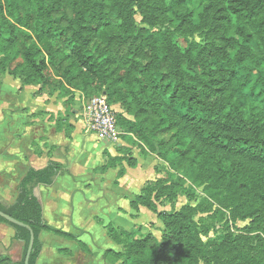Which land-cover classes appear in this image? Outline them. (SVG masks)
Returning <instances> with one entry per match:
<instances>
[{
  "label": "trees",
  "instance_id": "16d2710c",
  "mask_svg": "<svg viewBox=\"0 0 264 264\" xmlns=\"http://www.w3.org/2000/svg\"><path fill=\"white\" fill-rule=\"evenodd\" d=\"M173 1L181 27L190 26L186 0ZM202 2L213 40L192 41L182 50L169 32L138 25L132 4L125 0H0V73L39 84L40 91L63 89L69 98L75 91L88 98L106 94L127 113H117L122 137H142L154 149L150 138L159 140L176 169L212 164L220 156L244 170H264V0ZM128 164L135 167L137 159L130 158ZM64 170L57 161L42 169L31 167L12 204L0 197V210L35 233L29 264H37L43 231L77 240L90 252L75 235L47 224L34 193L39 184L53 185ZM145 189L131 206L138 210L143 205L157 214L165 227L162 241L141 228L110 223L108 235L124 248L108 249L104 257L120 264L208 260L206 246L211 245L203 241L187 208L159 210ZM0 223L13 226L15 238L23 242L20 260L0 255V264H25L29 229L2 216ZM211 241L219 250L236 245L231 234H218Z\"/></svg>",
  "mask_w": 264,
  "mask_h": 264
},
{
  "label": "rangeland",
  "instance_id": "374dc122",
  "mask_svg": "<svg viewBox=\"0 0 264 264\" xmlns=\"http://www.w3.org/2000/svg\"><path fill=\"white\" fill-rule=\"evenodd\" d=\"M125 1L132 4L138 25L169 32L174 35L182 50H186L192 41L205 44L213 40L210 29L211 19L204 12L205 3L202 0H186V11L190 14L189 18L192 22L186 27H181L182 17L179 18L180 15L178 16L173 11V0ZM96 44L102 50H106L100 41H96ZM7 75V73H0V80L6 79ZM11 78L15 79L13 76ZM28 91L29 89L26 88L20 92L21 96L14 93L13 97L18 102L22 97L26 103L30 104L31 97L28 96ZM57 91L59 96L70 97V95H64L68 92L63 89ZM87 98L88 96L81 93L78 106L84 113ZM114 105L119 113L124 112L121 104ZM65 106L66 109L60 111L58 119L55 117L56 114L50 117V119H57V125L60 128L69 127L68 121L76 117L71 102L66 101ZM84 116L86 119V114ZM84 116L82 121H85ZM87 125L85 124V128L91 133L89 123ZM97 136L98 140H105L100 135ZM124 139L128 144L125 146L128 147L122 149L121 156L116 159H107V167H115L114 174L112 171L108 172L104 176L105 179L100 177L96 181L97 184H94L93 188L88 189L87 192L79 191L78 189L85 185L84 181L91 176L87 171L94 162L90 161L89 164L87 161L85 168L77 169L82 174L81 176L79 175L75 181L68 179L70 182L62 184L67 190L77 189V191L75 195L70 196L67 190L61 193L60 201H68L73 213L66 210L59 211L61 217L56 215L55 220L49 216L55 225L59 223L61 224L59 227L70 231L75 230L76 224H80L93 233L95 240L88 238L91 243L96 242L101 246H106L110 241L106 228L97 222L104 221L101 219L104 218L107 222L113 221L128 229L141 228L145 233L152 232L162 241L165 227L156 213L143 205L138 210L127 207V210L122 209L125 211V216L118 214L116 210V204L122 203L118 196L124 199H134L137 191L142 193V188L146 186V194L156 201L159 210L172 211L187 208L197 222L203 241L211 245L206 246L208 260L202 259L199 264H264V170H244L238 162L226 160L220 156H216L212 164L200 165L191 170L176 169L174 163L164 155L159 140L150 138V141L157 146V149H154L142 137L129 134ZM97 143L99 144V141ZM110 144L115 145L116 143L110 141ZM132 157L141 161L139 170L147 169L143 172L146 178L142 182L143 187L140 189L136 187L135 190H137L126 197L119 192L117 188L119 183L115 182L118 178L117 172L124 171L123 166H126V169L130 168L128 161ZM100 184L108 187L109 191L107 198L97 200L96 196L101 192ZM88 186L92 185L87 184L86 187ZM112 192L113 194L110 195ZM90 198L94 202L87 201ZM96 215L101 217L97 216V221L94 219ZM79 233H81L80 230ZM218 234H231L236 239L234 249L219 250L217 246L215 247L211 240ZM118 246L120 249L124 248L122 244ZM21 255L22 252L20 258Z\"/></svg>",
  "mask_w": 264,
  "mask_h": 264
},
{
  "label": "crops",
  "instance_id": "0c3cea01",
  "mask_svg": "<svg viewBox=\"0 0 264 264\" xmlns=\"http://www.w3.org/2000/svg\"><path fill=\"white\" fill-rule=\"evenodd\" d=\"M10 77L12 75L8 74L6 79L0 80V197L5 203L12 204L17 198V188L20 181L31 167L42 169L51 161L63 164L66 170L57 177L55 183L51 186L39 184L34 193L43 205V215L47 224L75 235L78 240L85 242L90 249V252H87L81 248L77 240L60 236L51 231H43L40 236L43 248L37 264H120V262L113 263L104 257V252L108 249L121 250L108 235L107 226L113 223L121 228L130 229L113 221L107 222L98 215L94 216L95 221H97V216L104 220L97 222L103 224L110 239L106 246H101L96 242L91 243L89 241V237L95 240L93 233L80 224L74 226L75 230L68 231L59 227L61 226L59 223L55 225L49 216L55 220L56 215L61 217L59 211L66 210L73 213L68 201H60V198L61 193L67 190L62 184L70 182L68 179L75 181L79 175H82L77 170L78 168H85L87 161L89 164L90 161L94 162L91 163L92 165L87 171L91 176L84 181L85 185L78 189L87 192L88 189L93 188L94 184H97L96 181L100 177L105 179L104 176L108 172L115 173V167H107V159L110 156H121L122 149L120 146L128 144L124 138L116 143V146L110 144L108 140H98V134L93 131L90 133V130L85 128V124L88 126L87 117L85 119V113L78 106L81 100L80 91H75L71 98L62 97L59 96L58 91H40L39 84H24L21 79L14 76L15 79H10ZM26 88L29 89L30 104L26 103L22 97H20L19 102L13 97L14 93L21 96L19 95L20 92ZM66 101L71 102L76 117L68 121L69 127L60 128L57 125V119L60 111L66 109ZM53 115L58 118L50 119ZM83 116L85 121H82ZM139 165H141V161L137 159L135 167L129 165L130 168L126 169V166H123V175L117 172L118 178L115 183H119L117 188L126 197L132 195L133 191L137 190H135L136 187L139 189L143 187L142 182L146 178L143 172L147 169L139 170ZM87 184L92 186L86 187ZM100 187L101 192L97 194V200L108 196L109 188L103 187L102 184ZM76 191L77 189L67 190L69 196L75 195ZM139 194L138 190L137 195ZM136 197L124 199L122 196H118L122 203L116 204L117 213L125 216L123 210L132 208L131 202ZM87 201L94 202L91 198ZM15 233L13 226L8 223H0V255H8L14 262L20 260L23 249V242L15 238Z\"/></svg>",
  "mask_w": 264,
  "mask_h": 264
},
{
  "label": "built area",
  "instance_id": "2783aa9c",
  "mask_svg": "<svg viewBox=\"0 0 264 264\" xmlns=\"http://www.w3.org/2000/svg\"><path fill=\"white\" fill-rule=\"evenodd\" d=\"M118 111L114 104L108 101L107 95L102 93L87 98L85 114L90 129L105 140L118 143L123 138L124 130L117 120Z\"/></svg>",
  "mask_w": 264,
  "mask_h": 264
},
{
  "label": "water",
  "instance_id": "95a60500",
  "mask_svg": "<svg viewBox=\"0 0 264 264\" xmlns=\"http://www.w3.org/2000/svg\"><path fill=\"white\" fill-rule=\"evenodd\" d=\"M0 216L4 217L6 220H8L12 224L23 226V227H26L27 229H29V231H30V242H29L28 249H27V252L25 255V264H29L31 254H32L33 248H34V243H35V233H34L33 229L31 228L30 225L25 224L24 222L14 218L10 214H8L2 210H0Z\"/></svg>",
  "mask_w": 264,
  "mask_h": 264
}]
</instances>
